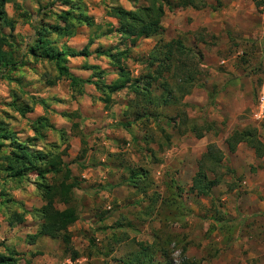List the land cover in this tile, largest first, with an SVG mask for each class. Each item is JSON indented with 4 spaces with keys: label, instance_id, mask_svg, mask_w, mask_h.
<instances>
[{
    "label": "rangeland",
    "instance_id": "obj_1",
    "mask_svg": "<svg viewBox=\"0 0 264 264\" xmlns=\"http://www.w3.org/2000/svg\"><path fill=\"white\" fill-rule=\"evenodd\" d=\"M82 1L86 15L95 26L99 25L98 29L79 26L76 30L81 34L59 38L57 46L64 42L80 50L88 34L106 31L105 23L110 20L106 19L105 7L114 5L116 0ZM49 3L52 6L45 8ZM121 3L130 6L126 0ZM4 9L13 21V30L3 32L10 33L15 44L12 58L18 59L25 45L32 41L31 25L54 23L52 13L64 6L57 0H9ZM23 13L29 14V21L20 17ZM168 13L162 19L160 38H178L201 56L195 85L178 104L154 110V105L145 104L140 97L117 92L111 95L110 104L104 105L98 100V93H89L91 88L87 86L83 90L88 97L76 95L68 80L45 87L41 75L51 77L55 73L52 65L25 55L22 65L9 72L14 81L0 78V119L8 123L19 139L32 135L29 125L40 116L46 117L55 129H62L63 161L77 181L73 203L78 212V227L69 228L70 240L65 248L58 240L47 238H37L29 244L28 235L34 234L37 227L31 211L43 204L33 185V175L20 181L0 180V200H12L0 208V243L15 251L16 264H121L126 258L141 254V247L157 264L164 263L161 251L168 255L171 264H264V256H258L261 262L257 257L247 258L253 245L245 242L253 237L254 243L260 237L264 239V233L253 229L264 219V196L259 197L251 188L257 178L264 185V157L255 158L250 149L240 144L230 154L224 144L229 133L246 127L255 129L264 144V114L260 119L253 117L257 91L264 83V35L239 38L240 29L231 32L217 24L220 15L208 24L207 32L205 28L184 32L182 21L172 18L176 9ZM156 40L142 41L129 51L125 63L132 76L144 73L140 61ZM97 43L104 47L118 45L114 35L95 40L90 49ZM86 62L110 70L105 58L89 57ZM80 63L81 59H68L69 66ZM78 73L84 79L90 72ZM111 78L107 75L105 81ZM12 91L31 106L30 113L20 116L6 106ZM158 91L152 90L151 97L156 98ZM133 98L146 111H157L156 124L141 125L137 121L127 128L121 126L127 120L123 111ZM64 113H71L70 117H62ZM179 117L185 119V127L180 126ZM191 125L203 132L201 138L195 139L188 131ZM44 135L46 142L60 143L56 131L48 130ZM209 143L222 153V179L209 196L198 197L188 187L196 162ZM126 167H140L145 172L139 182L143 192L123 182ZM262 169L258 174L257 170ZM257 174L261 176L252 179ZM257 207L263 211L254 212ZM241 210L246 213H240ZM11 211L27 212L24 221L9 226L6 214ZM258 246L264 248L263 244ZM67 250L75 251L78 258L71 262ZM229 251L232 256L229 254L228 259Z\"/></svg>",
    "mask_w": 264,
    "mask_h": 264
},
{
    "label": "trees",
    "instance_id": "obj_2",
    "mask_svg": "<svg viewBox=\"0 0 264 264\" xmlns=\"http://www.w3.org/2000/svg\"><path fill=\"white\" fill-rule=\"evenodd\" d=\"M57 1L64 6V9L52 13L58 24L56 21L51 24L43 22L32 24V41L25 45L21 57L13 59L12 47H15V44L10 40V33L3 32L4 29H8L9 32L13 30V21L6 16L4 9L9 0H0V78L14 81L9 77V72L15 71L22 65L21 60L25 55L33 61L42 60L52 65L55 73L51 77L45 73L41 75L45 87L54 86L60 80H68L69 86L74 88V93L82 96L83 86L92 85L99 95L98 100L104 105H109L111 95L121 90H125V94L142 98L147 105H154V110L169 104H178L182 97L190 93L199 74L200 53L185 47L178 38L162 40L160 21L165 10L172 12L185 7L203 8V0H126L130 5L129 10L118 5L116 0L114 5L105 7V16L115 20V27L105 23L106 31L93 32L94 36L88 34L86 43L80 50L70 48L64 42L57 46L56 40L74 36L79 26L96 31L99 25L95 26L93 19L86 15L82 0ZM50 6L52 3L45 8ZM262 6L264 9V4ZM20 17L25 21L30 20L28 13H23ZM52 35L54 39L50 38ZM107 35H114L118 45L104 47L97 43L92 51L89 50L95 40L98 41ZM154 38L157 40L144 56L145 58L140 61L145 68L144 73L132 76L125 63L129 58V51L135 48L139 41ZM91 55L96 60L105 58L110 70L102 69L95 64H87L85 61ZM69 58L85 59L79 66L83 71H89V75L84 79L75 77L69 69ZM107 75H113L108 82L105 81ZM154 89L159 90L156 98L151 97ZM39 104L46 108L43 101H39ZM128 104L130 105L123 111V116L127 120L121 124L122 127L127 128L132 122L137 121H140L141 125L149 122L157 123V111H146L147 108L134 98ZM6 106L20 116L31 112V106L19 100L18 95L13 91ZM70 114L64 113L61 116L69 118ZM169 120L170 118L167 119L168 124L171 122ZM179 123L183 127L186 125L185 119L181 117ZM29 128L32 135L19 139L17 133L9 128L8 123L0 119V180L20 181L28 175H33V185L43 204L31 211V217L37 220V227L34 234L28 235L29 244L37 238H47L58 240L67 248L70 240L69 228L78 220V212L73 203L77 181L63 161L65 151L60 148V144L65 141L64 132L62 129H55L43 116L34 119ZM48 130L58 133L60 143L45 141L44 133ZM188 131L195 139L203 136V132L193 125L189 126ZM204 131L206 132L207 129ZM224 144L230 154L235 151L237 145L242 144L252 151L255 158L264 157V144L259 140L256 130L250 127L232 131L225 138ZM221 159V151L213 143L207 144L196 162V171L188 187L189 192L198 197L209 196L212 188L222 179ZM126 168L127 175L123 182L143 192L139 182L143 180L145 172L140 167ZM8 202L12 200H0V208ZM55 204L62 208H56ZM26 213L25 211L7 213V224L9 226L21 224ZM0 249L2 250L0 264H16L15 251L1 243ZM140 251L141 254L126 258L121 264H157L153 263L150 256L145 253L147 251L145 247H141ZM66 252L70 255L71 262L78 258L75 251ZM161 252L163 264H171L168 255Z\"/></svg>",
    "mask_w": 264,
    "mask_h": 264
},
{
    "label": "crops",
    "instance_id": "obj_3",
    "mask_svg": "<svg viewBox=\"0 0 264 264\" xmlns=\"http://www.w3.org/2000/svg\"><path fill=\"white\" fill-rule=\"evenodd\" d=\"M117 3H118V5H120L121 7H123L126 10L130 9V6H128V7L124 6L121 3V0H117ZM203 3H204V7L199 8V9H195V8H191V7L176 9V16H173L172 18H179L182 21L181 22L183 25V29H181L182 31H184V32L195 31L197 28H205L206 32H207L208 31V24L211 23L212 21H214V18H216L217 15H220L221 21L220 22L216 21L217 24L219 23V26L222 29H227L231 32H235L234 31L235 29H240V31L238 32L239 38H242V37L247 38L249 36L250 37L254 36V37L259 38L262 35H264V9L262 6L264 4V0H203ZM256 3H259V4L256 5ZM212 6H215V7H212ZM211 11L213 13H216V14L213 15ZM165 14H169V13L167 11H164V15ZM163 17H162V19H163ZM106 19L108 21L110 20L109 23L113 27H115V20L113 18L106 17ZM162 19L160 21V26L163 28L164 24H163ZM218 20H220V18ZM236 25L238 28H235ZM79 34H81V33H79L77 31L73 37H75ZM142 41H148V39L141 40L138 42V44H141L140 42H142ZM201 43L204 44L203 42H201ZM66 45L70 48L78 50V49L74 48L75 46H72L71 44L69 45V43H66ZM132 49H135V48H132ZM89 50L92 51L93 49L91 50L89 48ZM92 57L93 56L91 55L90 58H92ZM78 59L80 60L81 58H78ZM84 60L85 59L82 60V63L84 62ZM90 61L92 62L91 59H90ZM82 63H80V64H82ZM87 64H91V63H87ZM100 68L103 69L104 67H100ZM69 69H70V72L75 77L81 78L80 77L81 75H79V73H78V72L83 71L81 66H79V65L78 66H75V65L69 66ZM111 76L113 78V75H111ZM84 86L91 88L88 90L89 93L91 91H94V88L92 85H84ZM120 92H123L122 94L126 93L125 90H121ZM120 92H118V93H120ZM82 96L88 97L87 93L83 94ZM240 145H242V144H240ZM238 146L239 145H237V147ZM257 171H258L257 172L258 174H261L263 169L257 170ZM258 174L256 176H253L252 179H254V178L256 179L257 177L261 176ZM257 179L255 182L251 183V186H253L251 188H253V192L258 193L259 197H263L264 196V185L259 183V181H257ZM259 209L260 208H258V207L255 208L254 212L258 211ZM260 210H262V209H260ZM241 211H240V213L244 212V211H242V212ZM244 213H246V212H244ZM233 214H236L235 211L233 212ZM261 222L262 223H260L257 227L255 226L253 228L256 231V233H258V232L264 233V219H262ZM77 223H78V220L72 226L78 227V225H76ZM255 237H256V235H255ZM245 242L252 243V245H253L252 249H249L248 252L246 253V256L248 259L257 257V260H259L258 256H260L261 259H263L264 248L261 246H258L259 244L264 245V239L263 238L260 237L257 241H255V243H254V237L251 239L250 242L247 241V239H245ZM230 252L231 251H229L228 255H227L228 259L230 258L229 257V254H231ZM237 253H239V251H237ZM230 256H232V254ZM235 259H236L235 261L238 260L237 257ZM259 262H261V261L259 260Z\"/></svg>",
    "mask_w": 264,
    "mask_h": 264
},
{
    "label": "built area",
    "instance_id": "obj_4",
    "mask_svg": "<svg viewBox=\"0 0 264 264\" xmlns=\"http://www.w3.org/2000/svg\"><path fill=\"white\" fill-rule=\"evenodd\" d=\"M264 114V83L259 87L256 95L253 117L260 119Z\"/></svg>",
    "mask_w": 264,
    "mask_h": 264
}]
</instances>
